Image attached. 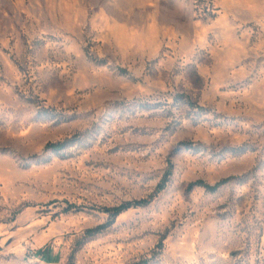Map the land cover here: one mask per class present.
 <instances>
[{"label":"rangeland","instance_id":"374dc122","mask_svg":"<svg viewBox=\"0 0 264 264\" xmlns=\"http://www.w3.org/2000/svg\"><path fill=\"white\" fill-rule=\"evenodd\" d=\"M0 264H264V0H0Z\"/></svg>","mask_w":264,"mask_h":264},{"label":"trees","instance_id":"16d2710c","mask_svg":"<svg viewBox=\"0 0 264 264\" xmlns=\"http://www.w3.org/2000/svg\"><path fill=\"white\" fill-rule=\"evenodd\" d=\"M65 145V143H61V142H58V143H51L49 144L50 148L54 149V150H60L61 148H63ZM227 181L229 180H223V181H220L219 183L215 184V185H209L207 183H205L204 181L200 180V181H197V182H194V183H191L190 184V187H194V186H204L206 187L207 189L211 190V191H214L216 190L220 185L226 183ZM164 188V184H160L159 185V191L162 190ZM150 200L148 199H143V200H140V201H135V202H131V203H126V204H123L121 206H118V207H114V208H110L108 210H110L112 212V214L114 216H117L119 215L121 212H123L124 210L130 208L132 205H139V204H145V203H148ZM112 223V221H109L108 223H106L105 225H102V226H98L96 228H93V229H89L87 230V233L89 235H95L99 232H101L105 227L109 226L110 224Z\"/></svg>","mask_w":264,"mask_h":264}]
</instances>
